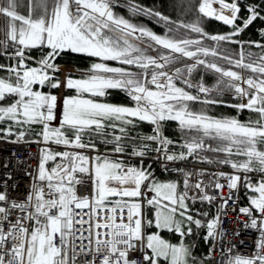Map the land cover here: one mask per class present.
Segmentation results:
<instances>
[{
  "label": "snow or ice",
  "instance_id": "6c2138e0",
  "mask_svg": "<svg viewBox=\"0 0 264 264\" xmlns=\"http://www.w3.org/2000/svg\"><path fill=\"white\" fill-rule=\"evenodd\" d=\"M114 6L115 0H28V14L23 15L17 11L18 0L0 3V16L7 19L0 57L7 52L12 61L0 64V70L7 73L0 76V140L44 145L23 201L9 198L11 173L0 184V264H160L161 260L211 264L218 247L221 260L217 264H264V44L237 39L254 21L264 20V6L250 4L248 15L242 17L239 0H200L196 10L201 15L185 23L129 4L134 16L163 22V35L117 15ZM204 18L222 22L231 31L210 35L202 26ZM190 33L197 35L193 38ZM205 39L215 45H205ZM221 42L236 44L239 51H221ZM252 45L261 51H246ZM34 49L42 53L35 60L36 67L28 63L34 60ZM67 51L101 62L92 63L80 78L69 74L61 80L56 61ZM108 61L121 66H110ZM200 69L217 74L214 87L206 86L203 77L193 83V73ZM61 87L76 94L63 98L59 125L54 127L60 100L52 90ZM188 89H196L197 94ZM110 90L125 93L131 106L96 99L110 95ZM225 92H232L239 101L226 105L235 108L237 116L209 115L208 106L225 103L220 98ZM189 102L204 107L194 111ZM245 110L256 117L241 122L238 116ZM167 121L177 122L180 129L183 143L178 152L170 148L176 141L164 135ZM138 122L153 125V134L129 137ZM29 135L38 139L29 141ZM95 137L113 145L115 154L123 155L131 148L129 154L141 158L150 151L164 161L192 157L202 163L228 165L234 172L211 173L214 179L205 184L199 179L206 174L203 170L193 173L177 168L184 177V190L179 191L178 182L158 181L143 161L140 167L129 166L107 155L80 151H96ZM53 144L66 150L57 151ZM205 153L216 156L209 158ZM252 173L260 174L255 183ZM79 174L91 180L90 195H78L77 186L84 183ZM193 176L196 182L190 183ZM241 185L255 194L249 197V206L239 209L248 217L244 226L261 234L250 256L236 253L235 245L225 248L222 244L225 209L235 203L232 195ZM225 187L227 197L206 191L212 188L222 193ZM190 191L197 195L189 196ZM148 193L154 195L148 197ZM197 199L221 203L211 217L208 211L197 210L193 215L188 201ZM145 202L154 209V218L147 217ZM152 227L175 232L182 239L171 244L158 232L148 234L146 230ZM199 229H206L203 240L211 243L201 260L193 255V245L183 240Z\"/></svg>",
  "mask_w": 264,
  "mask_h": 264
},
{
  "label": "trees",
  "instance_id": "16d2710c",
  "mask_svg": "<svg viewBox=\"0 0 264 264\" xmlns=\"http://www.w3.org/2000/svg\"><path fill=\"white\" fill-rule=\"evenodd\" d=\"M3 0H0V3H2ZM20 7L17 9L21 14L27 15L28 9H27V3L28 0H18ZM228 2H231V0H228ZM49 3H51V0H49ZM139 4L142 5L145 8H150L155 11H159L163 15L169 17L173 21H184L185 23H189L192 21H195L198 16L201 14L198 13L196 10L198 4L200 3V0H115V6H114V12L119 15L123 16L125 18L131 19L133 23L143 25L152 31L156 32L157 34L163 35L166 32V28L163 24V22L157 23V20L150 16H134L129 11V4ZM240 6H241V13L240 15L242 17H246L248 15L246 8L250 4H261L264 6V0H239ZM264 15V13H262ZM239 22V21H238ZM7 24V19L3 16H0V40L4 39V29ZM202 26L204 27L205 31L212 34H226L231 29L229 26L224 25L222 22L216 21L215 19L211 18H204ZM264 29V20L257 19L253 22L252 25H250L245 31L241 33V35L237 38L241 41H247V42H258L261 44H264V35L261 34V30ZM184 30H181V33H183ZM193 38L196 37L197 34L190 33ZM205 45L207 46H214L215 42L211 41L209 39L204 40ZM0 51H3V49H0ZM11 51V50H10ZM44 51H47L46 49ZM221 51H229L233 54L239 51V46L236 44L228 43V42H221ZM246 51L259 53L261 50L254 45L248 47L246 46ZM32 56L34 57V60L29 61L28 63L35 62V60H38L41 56V51L38 49L32 50ZM155 55V53H151ZM9 53H5L3 57H0V64H10L12 61L8 59ZM208 59H213L209 57ZM94 62H101L98 60V58L95 57H88L84 54H78V53H72L70 51H67L63 53L56 61V63H67V64H59L61 67V73L60 78L62 80V76H65L66 71H81L84 73H87L90 69L92 63ZM187 63H191V61H185ZM218 63L227 66L224 61L219 60ZM110 66L113 67H119L117 62L115 61H108L107 62ZM176 66L182 67V64H177ZM84 73H68L71 74L74 78H80L84 76ZM7 73L5 71L0 70V76H6ZM203 77V82L208 87H214L216 85L217 81V74H214L212 72H206L203 69L198 70L197 72L193 73V83H197L200 78ZM183 86V85H181ZM37 87V86H35ZM65 89L67 92L71 89ZM40 91H48V89L44 88ZM54 94H56L57 90H52ZM74 92V90H71ZM188 91L192 92V94H197L196 89H188ZM110 95L106 97H102L101 99L104 102H108L114 105H129L131 106V100L127 95L123 92H120L118 90H110ZM225 103L224 104H218L213 106H208V114L217 118L221 117H234L237 116V110L232 107H227L226 105L229 104H236L239 101L234 98V95L232 92H225L222 97H220ZM189 106L194 111H200L202 107L199 103H193L189 102ZM255 118L256 114L250 113L247 110L239 113L238 118L241 120V122L247 121L249 118ZM58 126V125H57ZM55 127V126H54ZM153 125L147 122H138L136 127L131 128L129 132V137H131L133 134L139 135H145L150 132ZM35 131H39V126H34ZM163 132L167 137H170L173 140H177L183 143V138L180 132V129L178 127L177 122L175 121H167L164 122L163 125ZM13 138V137H10ZM35 135H29L26 137L28 140L37 139ZM87 139V138H86ZM93 143L96 144V148L99 149H106L109 151H112L113 145L111 144H104L102 143L101 137H95L93 138ZM128 143H131V140L128 141ZM55 149V148H53ZM59 151V149H55ZM126 152H131V148H127ZM205 155L209 156V158H214L216 154L212 153H205ZM220 158H222V154L220 155ZM234 159H239L238 157H234ZM215 164V163H213ZM219 165V164H216ZM52 166V162H49V167ZM146 163L143 164V167H148ZM151 166V171L154 170L153 165ZM221 167H230L228 165H219ZM155 178L158 181L161 182H169V181H175L179 183V191L183 185V173L175 171V169H170L165 174L163 172H156L154 174ZM255 183L256 181L253 180ZM154 195V193H152ZM252 196V193L246 190L243 186L241 189V204L247 205L249 204V197ZM189 203V206L192 210V214L195 215L197 210L203 212L208 211L209 216L212 213V208L210 205H207L205 203L201 202H195V203ZM145 212L148 218H154V209H152L150 206H148L145 202ZM200 218V217H198ZM194 227V226H193ZM148 234L153 232H158L161 238H165L166 240H170L173 243H177L178 240L181 238L179 234L175 232H169L166 229H156L155 227H152L150 229L146 230ZM204 233V229L196 230V234L191 237H184V243L193 245L192 252L193 255L197 258V260H201L204 257L207 256V248L208 245L203 244L202 235ZM149 253L151 250H147ZM160 264H167L166 261L161 260Z\"/></svg>",
  "mask_w": 264,
  "mask_h": 264
},
{
  "label": "built area",
  "instance_id": "2783aa9c",
  "mask_svg": "<svg viewBox=\"0 0 264 264\" xmlns=\"http://www.w3.org/2000/svg\"><path fill=\"white\" fill-rule=\"evenodd\" d=\"M14 139V138H13ZM174 145H179L176 143ZM43 144L37 143H9L3 140H0V184L4 182V178L11 173L12 180L8 181V194L9 198L16 201H23L27 196L28 192L31 190V184L33 183V176L36 173L37 166L39 164V153L40 149L43 147ZM173 151H177L176 148L171 147ZM5 151V152H4ZM86 151L89 156L99 154L105 155L108 154L106 151H92V150H80ZM130 157L131 160L138 159L141 161H147L152 163L151 161L154 158H157V153H155L154 158L151 155H146L145 157H135V156H126ZM158 170H165L169 166L174 165H184L189 168L190 172L196 173L203 170L206 174L199 179H202L205 184L209 183L210 180L214 179L210 174L214 172L223 171L225 173H233L234 170L230 168H221L217 166L205 165V164H195V163H186L182 164L177 161H164L158 159ZM4 164H7L8 167H3ZM166 166V167H165ZM80 177L84 180L82 185L77 186L78 195H90L92 192V183L88 176L84 174H79ZM243 175V174H241ZM251 176H256L257 179H260L259 174H249ZM197 177L193 176L190 183H195ZM221 183L226 184L225 180H220ZM212 195L222 194L224 197L229 195V189L225 187L222 190H215L212 188L206 189ZM189 196L197 195L196 192L190 191ZM233 201L235 203L230 202L229 206L225 209L227 212V217L224 218L222 228L224 229V238L222 244L225 248L232 247L235 245L234 251L240 255H248L250 256L256 250V243L260 239V232L256 229L246 228L244 225L248 221V217L244 216L239 212L241 207H245L240 205V188L238 192H233L232 195ZM199 200V199H197ZM191 201V200H190ZM221 201L217 200L212 203V206L216 204L220 205ZM19 214V213H17ZM215 214V211L213 215ZM258 215V214H257ZM238 233V234H237ZM79 243V242H78ZM85 243H87L85 241ZM219 247L214 250L212 260V264H217V261L221 260V256L219 254ZM136 257L140 256V253L137 252Z\"/></svg>",
  "mask_w": 264,
  "mask_h": 264
},
{
  "label": "rangeland",
  "instance_id": "374dc122",
  "mask_svg": "<svg viewBox=\"0 0 264 264\" xmlns=\"http://www.w3.org/2000/svg\"><path fill=\"white\" fill-rule=\"evenodd\" d=\"M31 66H33V67H36V66H38L35 62H32V63H29ZM57 64H67V63H57ZM84 73V72H81V71H69V70H67L66 71V74H65V76L66 75H68V73ZM61 73V72H60ZM60 73H59V76H60ZM84 74H86V73H84ZM65 76H63L62 77V80L65 78ZM61 79V78H60ZM36 90H40V88H39V86H37L36 87ZM76 93H75V91L73 92V91H71V90H68L67 92L65 91V89H63V87H61L60 89H58L57 90V92H56V95L58 96V98H59V100H60V106L57 108V110H56V115H57V120L56 121H54L53 122V126H57V125H59V120H60V117H61V112H62V101H63V98L65 97V96H70V95H75ZM87 95V94H86ZM102 98V97H101ZM101 98H96V99H98L100 102H104ZM108 103V102H107ZM132 104V103H131ZM57 147H60V146H57ZM60 148H62V147H60ZM181 149L179 148V151H180ZM63 151V150H62ZM182 169H183V167H181ZM185 170V169H184ZM186 171V170H185ZM152 195H150V196H148V197H151Z\"/></svg>",
  "mask_w": 264,
  "mask_h": 264
},
{
  "label": "bare ground",
  "instance_id": "6f19581e",
  "mask_svg": "<svg viewBox=\"0 0 264 264\" xmlns=\"http://www.w3.org/2000/svg\"><path fill=\"white\" fill-rule=\"evenodd\" d=\"M214 7H219V5L218 4H214L213 5ZM63 77V76H62ZM147 135H149V133L148 134H145V135H139V136H147ZM137 134H133L131 137H139ZM60 147H62V146H60ZM172 146H170V148H171ZM63 148V147H62ZM5 152V151H4ZM130 152H125V155L126 156H131L130 154H129ZM151 157H153L154 158V156H155V152H152L151 154ZM130 158V157H129ZM138 158V157H137ZM194 159V158H193ZM190 160V157L187 159V160H185V161H179V162H181L182 164H186V163H188V161ZM194 161H196L197 163H199V164H204V163H202V162H199L198 160H196V159H194ZM152 164H153V167H154V170L152 171V173L153 174H155L156 173V167L158 166V159L157 158H154L152 161ZM221 167V166H220ZM177 168H181V167H178L177 165H174V166H169V167H167L163 172H164V174L166 173V172H168L170 169H177ZM221 168H226V167H221ZM184 169V168H183ZM183 186V185H182ZM247 206H249V204H247V205H245V207H247ZM219 207V205L218 204H216L215 206H214V211H215V213H216V211H217V208ZM205 233H206V229H204V235H205ZM206 245H208V248H207V255H208V251H209V248L211 247L210 245H211V243H205ZM211 264H212V262H211Z\"/></svg>",
  "mask_w": 264,
  "mask_h": 264
},
{
  "label": "crops",
  "instance_id": "0c3cea01",
  "mask_svg": "<svg viewBox=\"0 0 264 264\" xmlns=\"http://www.w3.org/2000/svg\"><path fill=\"white\" fill-rule=\"evenodd\" d=\"M203 236H204V233H203V235H202V240H203ZM163 239H164L165 241L171 243V244H179L182 238H180V239L178 240L177 243H173V242H171L169 239H168V240H166L165 238H163ZM203 244L206 245L205 242H204V240H203Z\"/></svg>",
  "mask_w": 264,
  "mask_h": 264
}]
</instances>
